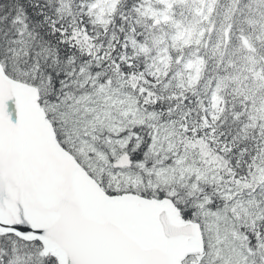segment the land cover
I'll return each instance as SVG.
<instances>
[{"label":"snow or ice","instance_id":"6c2138e0","mask_svg":"<svg viewBox=\"0 0 264 264\" xmlns=\"http://www.w3.org/2000/svg\"><path fill=\"white\" fill-rule=\"evenodd\" d=\"M0 264H264V0H0Z\"/></svg>","mask_w":264,"mask_h":264}]
</instances>
